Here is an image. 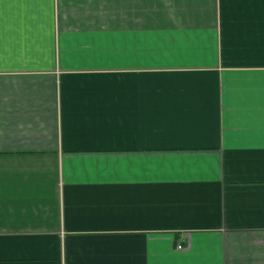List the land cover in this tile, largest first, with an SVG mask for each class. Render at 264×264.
<instances>
[{"label":"crops","instance_id":"0c3cea01","mask_svg":"<svg viewBox=\"0 0 264 264\" xmlns=\"http://www.w3.org/2000/svg\"><path fill=\"white\" fill-rule=\"evenodd\" d=\"M5 19L0 264H264V0Z\"/></svg>","mask_w":264,"mask_h":264},{"label":"snow or ice","instance_id":"6c2138e0","mask_svg":"<svg viewBox=\"0 0 264 264\" xmlns=\"http://www.w3.org/2000/svg\"><path fill=\"white\" fill-rule=\"evenodd\" d=\"M37 0H0V41L3 40L4 30H5V5L17 6V11L23 13L24 6L36 3ZM23 19L22 15H17L15 20L17 23L21 22Z\"/></svg>","mask_w":264,"mask_h":264},{"label":"built area","instance_id":"2783aa9c","mask_svg":"<svg viewBox=\"0 0 264 264\" xmlns=\"http://www.w3.org/2000/svg\"><path fill=\"white\" fill-rule=\"evenodd\" d=\"M178 248H180V247H178Z\"/></svg>","mask_w":264,"mask_h":264}]
</instances>
